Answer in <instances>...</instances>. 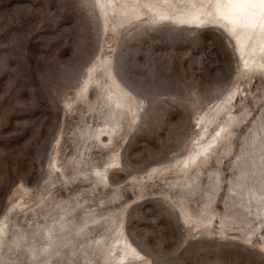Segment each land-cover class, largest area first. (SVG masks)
Listing matches in <instances>:
<instances>
[{"label":"rangeland","instance_id":"374dc122","mask_svg":"<svg viewBox=\"0 0 264 264\" xmlns=\"http://www.w3.org/2000/svg\"><path fill=\"white\" fill-rule=\"evenodd\" d=\"M214 1L0 0V264H264V53Z\"/></svg>","mask_w":264,"mask_h":264},{"label":"bare ground","instance_id":"6f19581e","mask_svg":"<svg viewBox=\"0 0 264 264\" xmlns=\"http://www.w3.org/2000/svg\"><path fill=\"white\" fill-rule=\"evenodd\" d=\"M104 4L105 2L103 1L102 5ZM197 10L198 9L193 12ZM214 10L215 15L218 16V18L225 25L227 32L226 35L235 44L236 53L240 57L246 59L249 52H253L254 55L264 53V0H215ZM255 44H257L256 48L253 47ZM114 75L118 82L124 86L125 90L128 93L133 94L121 80L116 68L114 70ZM84 81L85 84L83 88L87 91L90 89L92 82L90 79H85ZM100 133V135L104 134V136H108L111 139L113 135V127L106 126L101 128ZM217 134L222 136L223 132L220 129L217 130V133L215 134L216 138H214V140L208 144L206 148H202L199 151L201 156L207 153V151L215 145L214 143L218 138ZM59 137L60 135L57 133L51 140V144L49 143L51 153L52 149L56 148ZM124 242L128 250L125 248L124 251L126 254L121 256L119 264H130L131 261H134L137 258L134 255L137 253V250L131 241L126 239Z\"/></svg>","mask_w":264,"mask_h":264},{"label":"water","instance_id":"95a60500","mask_svg":"<svg viewBox=\"0 0 264 264\" xmlns=\"http://www.w3.org/2000/svg\"><path fill=\"white\" fill-rule=\"evenodd\" d=\"M53 99H54V101L56 102V105L58 106V107H61V103H60V100L58 99V97H56V96H53ZM191 122H192V119H191V115L189 114L188 115V121H187V125H186V127H185V129H184V133H185V138H187L188 136H189V134H190V124H191ZM59 127H60V121L57 123V125H56V130H55V132H54V135H53V137L58 133V129H59Z\"/></svg>","mask_w":264,"mask_h":264}]
</instances>
